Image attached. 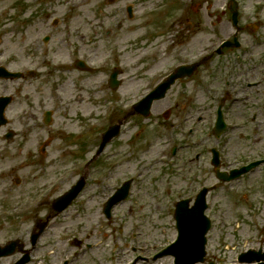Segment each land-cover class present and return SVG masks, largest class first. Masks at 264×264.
Listing matches in <instances>:
<instances>
[{"label": "rangeland", "instance_id": "1", "mask_svg": "<svg viewBox=\"0 0 264 264\" xmlns=\"http://www.w3.org/2000/svg\"><path fill=\"white\" fill-rule=\"evenodd\" d=\"M225 1L0 0V62L13 69H35L32 74L24 73L19 80L1 81L2 93L13 94L5 112L11 119L8 127L15 128L18 134L7 139L9 147L14 145L12 149L0 153V244L18 238V242L22 240L29 245L28 236L35 220H43L50 210L47 211L46 204L26 211V199L31 202L53 176L60 173L63 179L48 200L85 175L87 185L79 197L85 202L73 204L55 221H50L35 255L47 264H60L58 260L71 253L73 239L78 238L83 243L78 264H130L133 242L129 235L134 233L138 240L148 243L156 241L157 248L171 241L175 236L172 212L178 196H187L191 185L216 182L209 162L210 148L216 147L239 164L264 154V124L258 125L252 119H264L261 115L264 83L259 86L262 92H238L242 94L239 101L226 103L224 111L232 128H225L220 141H216L211 134L213 121L207 117L215 102L218 103L224 86L214 94L191 91L195 89L192 82L173 87L165 99L154 103L155 118L128 116L120 135L84 164L96 150L100 133L109 124L124 118L126 107L144 94L140 85L150 87L160 81L180 61L176 60L178 56L187 59L184 57L187 55L193 60L217 47L227 33L233 34L226 22L230 15L223 11ZM237 1L242 6L241 24L256 25L254 20L260 24L264 10H261L263 17H257L253 4L264 0ZM129 5L132 7L130 18L126 13ZM4 26H7L5 30ZM247 28L238 32L237 40L249 48L233 49L220 58L218 64L224 77L233 74L232 69L242 70L245 62L251 69L250 58L257 60L260 56L264 46L253 48L254 35ZM45 35L49 37L46 43L42 40ZM255 36L264 43V28L256 30ZM77 57L95 64L97 70H79L73 63ZM260 58L254 61L255 76L260 73L256 71H264V59ZM114 65L123 70L117 89L107 84ZM214 74L201 71V79L212 78ZM224 88L229 91L228 97L230 93L237 94L233 85ZM211 94L217 95L214 102L209 101ZM187 97L192 98L191 102L185 101ZM29 109L34 113L32 123L26 114ZM166 109H170L171 115L164 121L161 114ZM182 109L188 111V122L182 127V133L186 134L192 123L196 127L193 136L198 141L191 146L194 139L179 140L178 157L172 158L166 153L167 164L160 165L155 159L166 144L165 132L174 131L171 122ZM44 111L51 113L47 124ZM24 122L29 126L27 131ZM234 123H238V128ZM176 137L183 138L180 132ZM45 138H48L46 159L60 167L53 166L51 173L47 171L43 176L39 169H47L50 163L38 158L37 146ZM15 179L20 182L15 183ZM128 179L132 180L131 196L118 203L112 209V218L106 221L103 203L115 186ZM95 182L100 185L108 182L105 200L99 195L94 197ZM228 191L225 194L216 187L209 192L214 199L215 214L228 221L226 228L217 221L210 233L213 248H222L216 253L219 256L227 250L222 246L224 242L230 245L235 238L241 246L250 238L251 231L259 228L250 223L251 213L261 216L259 221L264 223V166L237 180ZM90 222L97 229L87 233ZM76 225L86 233L77 232ZM44 239L51 244L43 249L40 246ZM88 243L89 249L84 246ZM17 254L15 251L1 257L0 264H12ZM208 254L212 261L219 258L214 256L213 249ZM158 264H171V260L169 256L163 257Z\"/></svg>", "mask_w": 264, "mask_h": 264}, {"label": "flooded vegetation", "instance_id": "2", "mask_svg": "<svg viewBox=\"0 0 264 264\" xmlns=\"http://www.w3.org/2000/svg\"><path fill=\"white\" fill-rule=\"evenodd\" d=\"M255 4H258V5H255ZM253 7L255 9H257L256 16L257 17H261V16L263 17L261 10H264V1L254 3ZM223 8H224L223 11L228 12L230 15V18H227L228 21H226V22H227V24H230L231 28L233 29V34L227 33L226 37L223 40L231 41V43H229V46L224 47L222 49V52H220V53L216 52L217 47H215L212 50H209L208 52H206L204 55H202L199 59V61L201 60V64L197 67V69L194 71V73L189 77H185V78H182V79H179L178 81H176V83L173 86L174 88H178V85H181L182 83L189 84V83L195 82L192 85V87L195 89H193L191 91H197V90H201L204 92L205 91H208V92L212 91V93L215 94L219 91V88H221L223 86L228 87L229 85L230 86L233 85L234 87L237 88L235 91V93H237V94H239L238 92L247 93V92H249V90H252L255 93L257 91H259V92L263 91V90L259 89V86H261L264 83V71H262V70L256 71V72H260L256 76L254 75L253 71L255 69H257V65L255 64L254 61L259 60L260 57H262L264 59V53H263L264 47L261 50L260 56L257 60L253 59L252 57L250 58L249 62H250L251 69L248 67V64H249L248 62H245L243 65V67L245 69L244 68H242V70L232 69L234 71V73L231 74L229 77H232L234 79H229V77H224L220 73L221 69L219 68V64H218L220 61V58L222 56L226 55L228 52L232 51L233 49H238L240 47V45H239V47H235L236 46L235 40H237V38L239 37L238 32L242 31L245 28V26L248 27L245 30L250 31L252 33V34L249 33L250 35H254L253 48H259V47L262 48V46H264L263 39L262 38L258 39V37L255 36V31L258 28V25L256 24V20H254V24H256V25H253L250 23H248V24L242 23L241 24V20L239 18H240V14L242 13V9H241L242 6H240V4L237 0H226ZM235 11L237 12V14H236L237 15V17H236L237 18V24L235 25L236 28L234 27L233 22H232V16H233V13ZM262 20L264 21V17ZM240 43L244 44L246 48H249L246 45V43H244L243 41H240ZM176 60H180V61L174 67H176L178 64H181L180 62L182 61L181 58L180 59L178 58ZM184 63H191V62H184ZM213 65H216L217 67L212 68ZM201 71L208 72V75L213 74V73H215V74L212 76V78L208 77L207 79H201ZM237 71H239V72H237ZM149 83H151V82H149ZM147 86H148L147 84L140 85V87H142L141 91L144 92V91H147V90L152 88V87L150 88ZM173 87H172V89H173ZM224 87H223L224 90L222 92V95L219 97V104H222L223 108H225L227 102H230L228 100L229 91L226 90V88H224ZM144 88H145V90H143ZM1 96H3V93H2L1 80H0V97ZM216 98H217V95H213L210 97L209 101L214 102L216 100ZM253 99H254V101L256 100V98H253ZM12 100H13V96H12ZM237 101H239V100H235L232 102L235 103ZM189 102H191V101H189ZM258 105L260 106L261 103H259ZM26 114H27V111H26ZM135 114L136 113H134V115ZM224 114L226 116L225 112H224ZM261 115L262 116L264 115V111L261 112ZM28 116L30 119V123H32V119H34V113L32 111H29ZM250 118H251V116H250ZM21 119H23V118H21ZM252 119L258 125L264 124L263 118H254L253 117ZM230 123H232V122H230ZM24 124H25L24 130H26L27 129V122H24L23 125ZM234 126H235V128H238V123H234ZM173 127H174L173 124H171L172 129H173ZM2 129L3 128L0 127V153L6 152L8 148H12L14 146V145L12 147L8 146V144H9L7 142L8 136L11 137L12 135L15 136L18 134L17 133L18 131L15 128L12 129V134H10V132H9L10 129L8 127H6L3 131H2ZM194 145H196V143H194L192 146H194ZM209 153L211 154L210 149H209ZM259 156L261 158L262 157L264 158V154L263 155H257L258 158H260ZM218 158H219V168L221 171L227 172L233 168L240 167L244 164V163L239 164V162L236 163V159L234 161L228 159L227 155L224 154V152H222L221 150L218 153ZM209 162L211 164V157H210ZM211 166H212V164H211ZM261 166H264V162L259 167H261ZM212 168H213L212 172L215 176L214 167L212 166ZM243 178H244V176L239 178L238 181L243 179ZM215 179H216V177H215ZM235 182H237V181L223 182V181L216 180V182H214L216 185L213 186L212 190L216 189V187H219L225 194H228L229 193L228 190H230L232 184ZM210 186H212V185H209V183H207L206 181H203V182L199 183L197 186L191 185V188L189 189L188 193L186 194L187 196H184L185 198L181 197V195L178 194L179 196H178V199L176 202H178L182 199H186V209H187L188 215L191 216V219H192L191 223L193 226H196V227H198V226L202 227L203 226L202 220H199V218H195V216L198 215L197 213L199 212V210L204 207L203 206L204 204L200 203V200L197 198V196L203 188L210 187ZM212 190L207 191L206 192L207 194L205 195V207L203 209V213L211 220V227L207 233V242H206V252L207 253H206V257H205L206 259L203 263H199V264H208L209 261H212L209 259L211 257L208 254V251L210 249H213L214 256L218 251H220L222 249L221 247H217L219 249L213 248V245H212L213 241H212V238L210 235V233H212V231L214 230L217 221L221 222L223 228H225L223 225V221L225 220V218H222V220H221V217H217V215L215 214V211L213 209L214 199L212 196H210L211 194H209V192H211ZM176 202H175V204H176ZM47 204H48V208L50 210V213L48 215H51L54 213V211H52L51 207H50L51 202L48 201ZM250 219L253 221H259L261 219V216H259L258 214H255V213H251V215L249 216V220ZM79 231H81V230H78V232ZM251 232H252V235L250 236V238L244 240L241 243V246H240V241L238 239H235V238L232 239L233 243H234L233 245H232V242L230 245L227 244V242H224V244L222 246L225 249L231 248L232 252H234V256L230 258L231 261L229 260V262L218 261L216 264H256L257 263L256 260L248 261L246 259H243L244 256L242 255V253L247 252V251H251V253H249L248 257H255V256H257V254L258 255H264V234H263V230H261L260 228H255ZM79 233H81V232H79ZM87 238H89L88 235L86 236V239ZM147 243H148L147 240L146 241L143 239L140 240L139 246H138V248L140 250V255H136L135 259L131 262V264H137V262H140V264H157L158 260L153 259V256H154L155 252L157 251L155 248L156 245L151 244V243L147 244ZM84 246H85V248L89 249L91 247V244H89V243L84 244ZM73 248L80 249V250L77 252H73L72 256L69 254H66L62 258V264H78L77 261L82 254V248H83L82 241L78 238H75L73 240ZM131 250L135 251L136 247H131ZM226 252H227V250H224V254ZM259 263L264 264V259H260ZM45 264H47V263L45 262Z\"/></svg>", "mask_w": 264, "mask_h": 264}, {"label": "water", "instance_id": "3", "mask_svg": "<svg viewBox=\"0 0 264 264\" xmlns=\"http://www.w3.org/2000/svg\"><path fill=\"white\" fill-rule=\"evenodd\" d=\"M4 75H5V74H4ZM182 75H183V73H182L180 70L177 71L175 74H173V75L169 78L168 82H167V83H164V84L159 88V90H158L156 93H154L153 96H152V94H151V98L145 102V108H147V106L149 105V103H150V101H151L152 98H154V97H160V96H161V94H160V96H156V95H158V93H159L160 91H162L163 87L166 89V88L168 87V85H169L170 83H172L176 77H180V76H182ZM112 84H113V85H116V81H114L113 79H112ZM165 89H163V90H165ZM144 110H146V109H144ZM144 110H142V111H144ZM112 134H113V133H110V131L107 132V134H106V136H105V139H104V143L110 138V136H111ZM58 208L61 209L62 206H59ZM182 230H183V234H185V232H186V228H182ZM189 237H190V236H189ZM189 237H188L187 239H189ZM7 253H10V249H9V247L4 248V249H1V248H0V255H2V254H7ZM202 253H203L202 249H201V250H197V251L195 252V254H196L197 256H198V255H201ZM174 255L176 256V264H181V263H183V264H191L192 261H195V260L197 259V258H193V260L189 261L188 259H185L184 257H181L180 254H174ZM179 256H180V257H179ZM184 256H186V255H184Z\"/></svg>", "mask_w": 264, "mask_h": 264}]
</instances>
